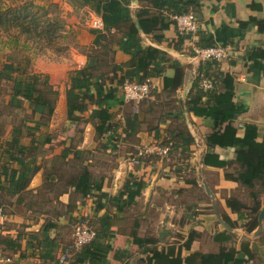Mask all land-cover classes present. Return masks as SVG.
Returning <instances> with one entry per match:
<instances>
[{"label": "crops", "instance_id": "0c3cea01", "mask_svg": "<svg viewBox=\"0 0 264 264\" xmlns=\"http://www.w3.org/2000/svg\"><path fill=\"white\" fill-rule=\"evenodd\" d=\"M70 2L73 9L90 20L84 23L75 20L72 27L77 29L80 53L71 51L64 62L63 58H37L35 73H29L41 76L55 92V96L49 97L55 101L52 115L45 119L40 107L25 102L20 109L24 113L21 120L14 117L15 122L13 118L3 121L0 108V145L12 140L14 126L18 123L29 134L16 140L19 148L25 149L26 154L29 152L26 188L8 200L5 218L0 220V237L9 238L16 245L13 249L0 244V264H71L79 249L73 245L74 227L80 224L91 229L97 227L96 220L105 214L112 220L114 237L108 243L110 251L105 255L96 253V256H105L108 264H146L147 254L135 244V236L153 239L157 252L174 246L183 258L192 252H217L219 245L212 237L223 229L214 216L198 174L200 170L213 192L221 216L239 224L237 214L226 205L232 196L247 204L240 198L246 189L225 178V173L235 166L204 165L202 159L211 154L219 161H233V141L243 136L245 124L264 131V61L249 58V52L264 50V0H179L178 7L193 12L197 23V32L185 36L181 44H178L179 36L172 20L178 15L174 12V0H159L164 5L161 13L150 0L122 3V19L136 24L141 48L151 47L164 53L163 61L158 63L164 66L163 76L150 79L154 89L139 104L124 103L118 84L122 73L130 71L131 55L127 50L132 42L129 35L115 29L107 32L100 17L102 11H96L92 2ZM142 8L158 15L160 20L170 21L161 31L162 41H155L152 34L145 35L139 27L136 13ZM93 30L108 40L118 77L112 79L109 74L102 79L100 71L91 72L88 94L92 101L84 98L83 111L75 114L78 120L71 121L65 92L74 72L96 62L87 57L92 48L101 45L96 42ZM202 39H209L213 46L229 48L236 57L219 62L220 71L233 78L232 100L241 107L233 121L197 117L187 110L198 73V63L192 60L191 49L203 44ZM41 63L44 65L40 67ZM174 64L179 67H173ZM163 77L173 79L175 87L164 90ZM101 120L117 127L116 132H107L108 136L103 138L97 135L95 126ZM177 125L193 138L185 152L188 158L178 161L179 157L186 156L182 148L171 149L166 157L154 152L142 157L137 155L144 147H165V139L170 133L174 134ZM174 142L181 140L176 137ZM1 152L0 148V171L4 173ZM76 152L78 157H75ZM148 155L153 161L146 158ZM99 156L114 159L116 163L109 169L99 170L96 167ZM10 167L19 171L17 163H11ZM83 167H87L97 186L86 197L68 185V179L80 173ZM7 173L10 172L6 168ZM7 176H2L1 180ZM134 181L142 183L141 192L131 205L119 211L124 201H118V196L127 182L133 189ZM259 201L263 208L264 197ZM97 204H101L100 209ZM49 223L52 228L47 227ZM235 231L238 233L237 229ZM191 232L197 237L187 249L184 244ZM257 238L264 239V221L263 231ZM43 242L50 243L45 244V248L40 247ZM53 244L49 253L51 259L41 257ZM262 251L264 253V244ZM263 253L261 262L249 264H264ZM153 254L154 251L148 252L150 256Z\"/></svg>", "mask_w": 264, "mask_h": 264}, {"label": "trees", "instance_id": "16d2710c", "mask_svg": "<svg viewBox=\"0 0 264 264\" xmlns=\"http://www.w3.org/2000/svg\"><path fill=\"white\" fill-rule=\"evenodd\" d=\"M126 1L128 0H85L86 3L92 2L96 11H102L100 17L107 32L115 29L117 32L126 33L131 39V47L127 50L131 55L130 71L122 73V76L118 80L120 87L126 80L142 83L151 78L162 77L164 71V66H158V63L163 61L164 53L151 47L141 48L136 24L129 21L125 22L122 19L121 6ZM150 1L151 5L160 11V13L164 10V5L159 3V0ZM174 1L176 3L174 12L178 14L175 16L191 12L184 10L182 6L180 9L178 7L179 0ZM15 14L16 12H2L0 10V28L3 33L10 32L14 28L16 36L25 35L27 41H29L31 33H34L38 39L52 41L51 39L55 31L51 25L48 24L45 30H39V22L35 18L27 20L25 16L19 19ZM136 19L143 33L145 35L152 34L154 40L157 42L163 40L161 31L165 30L170 24L169 20H160L158 15L150 14L145 8L136 13ZM91 32L96 36V42L101 43V45L99 48H92L90 53L87 54V57L96 60L95 64L76 71L69 77V88L65 92V102L67 115L71 121L78 120L75 114L83 111L84 98L92 101L88 94L92 84L91 72L100 71L102 79L109 74H112V79L118 77L115 73L116 66L112 63L114 52L111 50L107 42L108 40L105 38V35H102L98 31L93 30ZM184 37V35H179L178 44L182 43ZM202 40L205 42L198 45L199 48L213 46L209 39ZM249 58H253L255 62L257 60L264 61V50L249 52ZM173 67L178 68L179 64H174ZM201 76L211 80V89L204 91L200 88L199 81ZM40 77L39 75L28 74L20 63L10 60L2 64L0 68V80L10 82L12 85L8 101L4 103L6 107L12 112L15 110L20 112L23 103H31L41 108L43 118H49L53 113L55 104V101L49 99V97L55 96V92L46 82L40 85ZM163 82L164 90H170V88L173 89V86L175 87L173 79L169 80L163 77ZM232 98L233 78L229 74H224L220 71L219 62L213 60L199 63L193 92L187 102V110L197 117L233 121L235 115L241 111V107L236 106ZM14 117L16 118V115L12 117L15 122ZM14 127V137L12 140L4 141L0 145L4 171V173L0 171V208L3 211H5V205L9 203L8 200L24 191L28 182L26 175H28L29 171V163L27 162L29 157L27 154L29 152L26 154L25 149L19 148L16 140L27 137L29 134L27 135L23 131L21 123H18ZM95 128L97 135L102 138L107 135V132H116L117 129L115 126L105 124L102 120ZM176 137L180 138V143L174 142V138ZM192 143L193 138L185 129L177 125L174 134L170 133V136L165 139L164 146L168 148V154L171 149L175 151L179 148H182L181 152L186 154L187 148ZM232 149L235 154L233 161H219L216 155L206 154L202 159V163L223 168L235 166L233 170L225 173V178L236 182L240 187L246 189L245 192L248 196L247 198H249V203L245 204L234 196L226 201V205L231 212L237 214V221L241 226L238 227L235 222H232L225 216H222V218L232 229L241 228L246 234L253 235L258 230L257 216L261 210L259 198L264 194V131L255 125L245 124L243 136L234 139ZM76 156L78 157V152H76ZM148 156L146 158H150L149 161H153L154 158ZM186 158H188L187 154L186 156L179 157L178 161H184ZM11 163H17L19 171L12 169L10 167ZM6 168L10 173L6 174ZM6 175H8L7 178L4 181L1 180V177H6ZM68 185L75 188L76 192L82 197H86L93 187H97L91 179V174L87 167L81 168L80 173L68 179ZM129 185L130 182H127L125 189L118 196V201H124L121 207L119 206V211L122 210L123 206L131 205L143 187L142 183L136 181L132 182L133 189H130ZM100 208L101 204H97V209ZM96 224L97 227L93 226L92 228L95 232V238L75 251L71 264H108L105 256L99 257L96 256V253L105 255L110 251L108 243L114 237V233L111 230L112 220L109 215L105 214L96 220ZM47 227L52 228L53 226L49 223ZM196 237L197 234L191 232V235L184 244L185 248L188 249ZM212 239L219 245L217 252H192L183 258L180 251H175L174 246H169L157 252L153 239L134 237L135 244L143 249V253L147 254L146 264H249L250 262H261L260 255L263 253V245L257 243L258 238L253 239V241H239L235 236L222 230L215 233ZM48 243L50 242L40 243V247H44L45 244L47 246ZM0 244L6 248L13 249L16 245L11 239L1 237ZM53 247L54 244L45 249L46 251L41 257L51 259L52 256L49 253H52ZM149 251H154L153 256L148 255Z\"/></svg>", "mask_w": 264, "mask_h": 264}, {"label": "rangeland", "instance_id": "374dc122", "mask_svg": "<svg viewBox=\"0 0 264 264\" xmlns=\"http://www.w3.org/2000/svg\"><path fill=\"white\" fill-rule=\"evenodd\" d=\"M0 10L2 12L9 11L10 13L16 12L15 15L19 19L25 16L27 20L35 18L39 22V30H45L49 24L55 31L52 41L38 39L34 33H31L29 41H27L25 35L17 37L14 28L7 33H3L0 28V68L2 64L11 60L24 66L29 74L34 72L35 68L37 69V58H63L64 62L69 59L68 56L71 51L74 50L80 53L81 50L77 46V29L72 27L75 20L84 23L89 18H86L85 14H80V11L73 9L70 0H0ZM39 65L41 67L44 64ZM40 80V85H42L43 78L40 77ZM11 91V83L0 80V108L2 112L1 120L3 121L10 120L14 115H16V119L20 120L24 116L21 111L15 110L12 112L4 104L8 101ZM96 161V167L99 170L109 169L116 163L114 159H105L102 156H99ZM247 197L246 193L240 196L243 201L249 203ZM261 197H264V194ZM133 212L130 214H133ZM237 225L238 227L241 226L240 223ZM237 231L240 235H252L246 234L241 228H238ZM71 233L72 231H70ZM257 243L263 245L264 239H259Z\"/></svg>", "mask_w": 264, "mask_h": 264}, {"label": "built area", "instance_id": "2783aa9c", "mask_svg": "<svg viewBox=\"0 0 264 264\" xmlns=\"http://www.w3.org/2000/svg\"><path fill=\"white\" fill-rule=\"evenodd\" d=\"M177 36H193L197 32L196 18L193 13L189 12L179 16H173ZM100 26V24H95ZM191 58L196 63H204L207 61H232L235 57L234 53L227 47L224 46H211L206 48H199L192 46ZM199 86L202 90L207 91L211 89L212 84L209 78L201 76ZM122 92L123 101L126 104L134 103L139 104L141 101L147 99L154 89V85L151 80H146L142 83L126 80L120 87ZM167 147H156V148H142L137 155L142 157L146 154H155L159 157H165L168 154ZM5 218L4 211L0 208V220ZM95 238V232L86 226L76 225L73 231L74 247L80 248Z\"/></svg>", "mask_w": 264, "mask_h": 264}, {"label": "water", "instance_id": "95a60500", "mask_svg": "<svg viewBox=\"0 0 264 264\" xmlns=\"http://www.w3.org/2000/svg\"><path fill=\"white\" fill-rule=\"evenodd\" d=\"M198 178H199V182L201 187L203 188V190L205 191L207 197L209 198L210 202H211V207L214 213V216L218 222V224L222 227V229L226 232H228L229 234L235 236L236 238H238L239 241H249L253 238L258 237L262 231H263V221H264V207L261 208L258 216H257V222H258V230L252 235V236H246V235H239L234 229H232L222 218L216 200H215V196L213 194V192L211 191V189L209 188V186L207 185V183L203 180L202 175H201V171L199 170V174H198Z\"/></svg>", "mask_w": 264, "mask_h": 264}]
</instances>
